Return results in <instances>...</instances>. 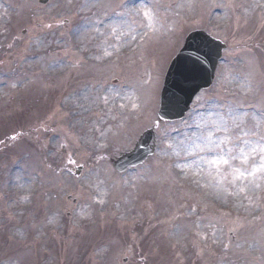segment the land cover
Returning <instances> with one entry per match:
<instances>
[{"label":"rangeland","instance_id":"374dc122","mask_svg":"<svg viewBox=\"0 0 264 264\" xmlns=\"http://www.w3.org/2000/svg\"><path fill=\"white\" fill-rule=\"evenodd\" d=\"M259 1L0 0V264H264ZM200 29L227 46L216 79L157 124L167 67ZM151 128L155 154L117 173Z\"/></svg>","mask_w":264,"mask_h":264},{"label":"water","instance_id":"95a60500","mask_svg":"<svg viewBox=\"0 0 264 264\" xmlns=\"http://www.w3.org/2000/svg\"><path fill=\"white\" fill-rule=\"evenodd\" d=\"M42 4L47 0H40ZM223 45L212 40L201 31L188 35L183 48L172 60L166 73L160 96L158 122L180 120L188 111L193 98L201 89L208 88L214 78V71L221 55ZM195 60L199 69L192 78L183 84V90L175 86L177 76L175 69L179 63ZM154 153V132L146 131L138 141L135 149L129 154L121 155L114 162V168L123 172L130 167L142 164Z\"/></svg>","mask_w":264,"mask_h":264},{"label":"bare ground","instance_id":"6f19581e","mask_svg":"<svg viewBox=\"0 0 264 264\" xmlns=\"http://www.w3.org/2000/svg\"><path fill=\"white\" fill-rule=\"evenodd\" d=\"M262 0H260L259 2H257L256 3V5L257 4H262L263 2H261ZM88 6V4H86L85 5V7H87ZM131 6V5H130ZM254 6H255V4H254ZM132 7H134V6H132ZM134 8H138V6H135ZM1 12V11H0ZM217 17H218V15L217 16H213V18H212V21H215L216 19H217ZM74 20H75V17L73 18ZM1 20V19H0ZM107 21L108 22H110V21H113V20H111V19H107ZM102 23L103 24H105L106 23V20L105 21H103L102 20ZM119 22H117V24H118ZM91 25H88V27H90ZM120 26V25H119ZM87 27V29L89 30V28ZM102 27V26H101ZM121 30H123V28L121 27ZM82 32V30H79L77 33H74V35L75 36H78L80 33ZM115 32H116V30H115ZM123 32H124V30H123ZM119 40V42L117 43V45H116V51H118V52H123V51H125V50H127V49H129V48H131V47H134L135 46V43H136V38L134 37L133 39H132V41H130V42H127V41H121L122 40V38H120V39H118ZM106 54V56H107V58H110V57H112V53L108 50V51H106L105 52ZM54 64H57V65H53V66H50V72H51V74H54V75H56V73L58 74V75H63V71H60L59 69H61L60 68V66H61V64L60 63H58V62H56V63H54ZM110 95V93H109V91L108 90H106L105 91V95H106V98L108 97L107 95ZM128 103L129 104H131L132 103V98H131V96L130 97H128ZM100 138V141H99V143H101L102 141H103V136H102V138L101 137H99ZM261 172H263V175L262 176H264V167H262L261 168V170H259V171H256L255 172V174H260ZM182 174H184V173H182ZM15 177H16V174H15V172L12 174V177H11V180L12 181H14L15 180ZM246 182L247 181V177H244L243 179H242V182ZM16 188V190H17V192L20 194V195H26L27 194V188L26 187H24V186H19V187H17V185L15 184V183H10L9 184V190H13V189H15ZM262 190H264V181H263V184H262V187H261V191ZM53 224V223H52Z\"/></svg>","mask_w":264,"mask_h":264},{"label":"snow or ice","instance_id":"6c2138e0","mask_svg":"<svg viewBox=\"0 0 264 264\" xmlns=\"http://www.w3.org/2000/svg\"><path fill=\"white\" fill-rule=\"evenodd\" d=\"M145 15H150V13H145ZM199 69V65L197 64V62L195 60H191V61H185L183 63H179L178 66L175 69V73L177 76V80L175 83V86L177 88H180L181 90H183V84L188 82L191 78L192 75L197 72ZM213 143V141L211 140V138H205V147H208L209 151H212V148L210 147V145ZM221 143H223V141H221ZM194 148H200L199 144H194L193 145ZM217 147H219V145H217ZM243 153V150H241ZM253 151H255V149H253ZM244 158L247 159V154H244ZM210 164H216L218 163V161L216 160H212L209 161ZM224 163H227V160L224 161Z\"/></svg>","mask_w":264,"mask_h":264}]
</instances>
